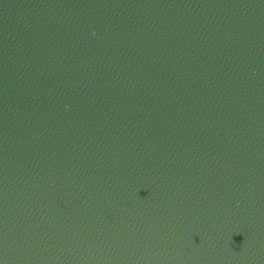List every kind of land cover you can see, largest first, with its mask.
<instances>
[{
  "label": "water",
  "instance_id": "95a60500",
  "mask_svg": "<svg viewBox=\"0 0 264 264\" xmlns=\"http://www.w3.org/2000/svg\"><path fill=\"white\" fill-rule=\"evenodd\" d=\"M0 264H264V0H0Z\"/></svg>",
  "mask_w": 264,
  "mask_h": 264
}]
</instances>
